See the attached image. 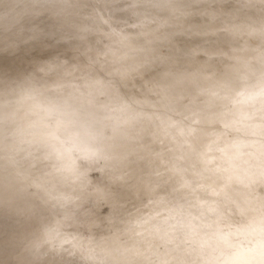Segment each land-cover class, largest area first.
<instances>
[{
	"label": "clouds",
	"instance_id": "obj_1",
	"mask_svg": "<svg viewBox=\"0 0 264 264\" xmlns=\"http://www.w3.org/2000/svg\"><path fill=\"white\" fill-rule=\"evenodd\" d=\"M0 264H264V0H0Z\"/></svg>",
	"mask_w": 264,
	"mask_h": 264
}]
</instances>
